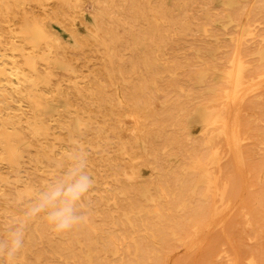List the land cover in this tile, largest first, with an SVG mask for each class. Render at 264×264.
<instances>
[{
  "label": "rangeland",
  "instance_id": "rangeland-1",
  "mask_svg": "<svg viewBox=\"0 0 264 264\" xmlns=\"http://www.w3.org/2000/svg\"><path fill=\"white\" fill-rule=\"evenodd\" d=\"M183 1V5L186 3L184 5L186 6L185 11H182L184 6L180 7L179 10L178 4L181 6L182 3L177 0H0V43L2 44V47L0 44V57L2 56L0 64H15L20 69L28 72V78H32L23 84H17L20 87V89L16 88L18 91L24 88V93L22 92L23 94L20 95L13 88L15 85L12 83L5 84L4 82L6 77L16 82L10 72L5 74V78L0 76V112H2L0 120L6 119L7 116L21 117L20 120L23 119L19 126L16 127L20 130L19 137L6 138L0 134V237L4 236L6 228L14 220L23 217V213L33 199L34 193L43 190L54 177L60 174L62 169L59 165L65 161V157L71 152L81 148L86 152L87 171L94 180V185L84 201V205H87L85 206L86 211L93 214L90 216L88 212L90 217L87 224L72 230L73 233L70 231L57 234L49 229L47 222L43 218H36L25 226V243L19 256L14 261H9L7 257L0 256V264H137L138 261L146 259L145 257L152 258V264H224V262L225 264H264V230H262L264 229V216H262L264 213V200L262 198L264 197H261V193L264 196V179H262L264 178V160H261L264 159V150L260 148H264V76L262 77L264 71L260 74L262 78L258 79L259 74H256L255 69L260 68L257 70L260 73L262 67V70H264V66H262L264 65V45L259 42V40H264V36H261L264 35L262 34V31L264 33V19H262L264 17V9L260 7L264 6V0H254V2L258 1V3L256 2L257 5L255 3L252 4L253 0H211L212 2L207 0L210 1L209 4L211 5L204 0L197 1L200 5L199 3H194L193 0ZM192 1L193 4L191 3ZM159 2L163 5V12ZM187 2H190V5ZM205 3L209 5L207 6L208 11H206ZM5 4L8 6L5 7ZM172 4L173 7L174 4L176 8L178 6V11L175 10V7H172ZM245 5H247L246 10L244 9ZM158 6L160 7V12ZM194 6L197 10L199 7L205 6L201 8L203 11L205 9L207 13L204 11L203 14L201 8H199V12L195 11L196 9L193 10ZM166 7L170 9L166 11ZM250 7L255 12H250L252 11ZM235 8L238 10H234ZM174 10L177 13H173L176 15L173 18V14H170V12ZM211 10L215 13L212 12V14L216 17L219 16L217 18L211 16V19L208 16L211 15L209 13ZM226 10L228 12L233 10V13H231L233 16L230 13L228 14ZM179 11L180 14L187 11V14L180 16ZM219 11L223 13L221 18ZM165 12L166 15L169 12V16L167 15L170 18L167 20L168 23L165 18ZM235 12L243 15L239 14L236 19L237 14L235 15ZM249 12L250 15H255V18L249 17ZM257 12L258 17H256ZM156 13H164V15L160 14L159 17L163 16L165 21H163V18L162 20L157 19L158 15ZM199 13L202 14L199 15ZM189 14H191L190 17ZM198 15L199 18L197 17ZM177 16H179V20L185 16V19H191L190 21L180 20L184 24L180 27L181 22L179 21L178 26H176L178 23L176 21L178 19ZM152 17H156L154 20H159L162 26L164 23L167 28H161L160 25L154 24ZM231 17L236 20L234 21ZM213 18L215 19L211 23ZM192 19L193 21H191ZM202 19L211 20L208 21L211 24L201 22L204 21ZM194 20L197 22L194 23ZM248 20L249 22L253 20L255 26L249 23ZM150 21L154 23H149ZM157 21L156 23L159 24ZM186 21L187 24L185 23ZM192 23L197 25H195L196 29ZM201 23L203 25L206 23L207 26L204 25L203 27ZM25 24L31 25L29 28L31 33H29V29L27 30L28 26ZM148 24H150V29ZM169 24L170 27L174 25L173 29H169ZM189 24H191L190 27H188ZM35 25L36 28L34 27ZM201 25L203 29L208 27L209 31L202 30ZM43 26H45V30H43ZM175 26L176 28L178 27L179 34L174 28ZM185 26L188 29L193 27L191 28L192 31L191 29H186ZM210 26L214 28L211 30ZM255 27L261 28H256L255 30ZM38 28H41V32L46 33L45 35L48 33V36L34 40L36 37L34 35L32 37L31 34L33 30ZM163 28L165 31H160ZM184 28L186 31H182V34L180 30ZM226 28L231 32L233 31L232 34H227L230 31H227ZM168 29L175 31H172L173 34H171ZM215 29H217V32L221 30L223 33L221 31V34L215 33ZM23 31L29 34L22 35L21 32ZM200 31L205 33H203L204 37L206 35L207 37L204 38ZM249 31L253 33L250 34L252 37H248L249 34L247 35V33ZM212 33L214 34L213 37L216 36L215 38L217 39L214 38L215 40H213ZM235 33H237V37H235ZM239 34L242 37L243 35L246 36L247 41L249 40L248 42L252 41L250 38L254 39L257 34L261 37L257 36L255 41L258 42L254 44L252 41L253 43L250 42V44L246 42L244 37L241 38ZM164 35L167 38L169 37L168 39L165 38L166 41H163ZM170 36H173V38L170 39ZM21 37H23V40L24 38H29L26 40L31 43V45L27 43L29 50H32L31 52L27 49V41H22ZM51 37L56 38L53 39ZM49 38L52 39V42L50 39L47 44V39ZM234 38H236L235 44ZM16 39L18 40L16 41ZM204 39L206 41L209 40L211 43L209 44L207 41L209 45L205 44L206 41ZM222 40H224L226 45L229 44L231 49L230 47L228 48V45L225 46ZM231 40L236 45V49L231 46ZM243 40L245 44H242ZM11 41L17 43H11ZM31 41H36V44L33 43L32 45ZM18 42L20 43L18 44ZM39 42L41 44H38ZM218 43L221 44V48H218L220 47L217 46L219 45ZM12 44L15 45V48H13L14 45ZM37 44L38 46H35ZM46 44L49 47H46ZM252 44L253 46H251ZM20 45H23V47H20ZM40 45H43V47ZM241 45L246 47L248 53L251 50V53L248 54ZM224 46L226 47L225 49ZM240 46L245 51H242L244 56L241 55V52H237ZM256 46V49L261 46L262 49L256 50ZM32 47H35L36 51H34V48L31 49ZM252 48L254 51H252ZM46 49H48V53H46ZM228 49L230 51L235 49L237 53L235 50L234 52H229ZM25 51L28 52V55ZM239 51L241 50L239 49ZM14 52L15 54H13ZM37 52L42 53V55ZM52 53L55 57L52 56ZM245 54L248 56H245ZM56 56L58 61L55 59ZM227 56H230L229 59ZM251 56L253 58L250 59ZM8 57L9 59H7ZM39 57H41L42 61L38 60L40 59ZM224 57H227L228 61H224L227 60ZM240 57L245 59L243 58L242 60ZM246 57H249L255 64L250 63ZM219 58L224 59H221L222 67L226 63H228V66H232H227L230 70L226 69V67L222 68L224 71L228 70L230 72L232 70L230 72L232 78H230L231 74L228 71L224 72L221 70V62L218 63V61H221ZM12 59L16 62L12 61ZM24 59H26L25 63ZM27 59L30 62H26ZM234 59L239 61L236 62ZM257 59L258 61H256ZM36 60L41 61V63L36 62ZM247 60L249 63H247ZM46 61H48V65ZM29 65L36 66L37 77L28 71ZM50 65L53 66L51 67ZM252 65H261L262 67H253ZM252 67L254 70H251ZM7 69H10V66ZM249 69L252 72L247 71ZM205 72L207 73L206 76ZM248 72L251 75L248 74V76L246 74ZM45 76L46 80H44ZM247 76L250 79H246ZM252 76L255 78H251ZM235 77L240 80L235 79ZM244 79H246V84L242 82ZM236 80L240 82L235 83ZM248 80H251V84H248L250 83ZM252 80L254 81L252 82ZM51 81L52 83H50ZM46 82H49V84ZM152 82L154 83L152 84ZM225 82H228L229 87ZM41 83L43 85L46 84V86L43 87ZM220 83L221 86L226 84L229 90H227L226 85H224V90L223 86L215 87ZM236 85L239 86L237 91ZM58 89L61 92H58ZM216 91L220 92L216 93ZM238 91H241V93ZM221 92L224 94L222 93L221 95ZM202 93L208 96H204ZM235 93H240V97L237 94L236 99ZM59 96L64 98L65 101ZM219 96L224 97L223 99H226L225 97L228 98V96L230 98H228V101H222ZM29 97L32 100L36 99L41 107H34V102ZM171 98L173 99L172 101H170ZM215 98L217 101H226L229 105L227 106L228 111L230 110L227 113V117L229 114V119L225 117L224 120L226 124L223 123L224 121L218 123L217 126L216 123L213 124L215 122L214 111L211 108L217 104V101L213 100ZM243 98H246V100L243 101ZM209 101L212 103H209ZM4 102H6L7 106ZM243 102L246 103L244 104ZM61 107L66 108V111ZM58 109L61 111L59 112ZM208 110L210 111L207 112ZM61 112L64 114H61ZM13 113L16 114L14 115ZM235 113L237 114L236 120L234 119ZM131 116L134 117L132 118ZM136 118L139 120H136ZM87 120L88 123H86ZM242 122L244 125H242ZM219 124L220 126H218ZM223 124H225V128H222ZM88 125L90 126L89 128ZM103 126L105 127L102 128ZM33 128L38 130L37 134L33 131ZM84 133L87 134L85 135ZM46 136L47 138L45 139ZM242 137L243 141H240ZM42 139L46 140V142L42 141ZM205 139H207L208 144L204 142ZM226 139L227 141L225 142ZM47 140L50 141L47 142ZM55 140L58 142L57 144H54L56 143L54 142ZM40 142L47 145H38ZM51 142L57 145V150V147L55 148L53 144L51 146ZM257 145L259 148H257ZM42 146L46 148L44 149L47 152L42 149ZM242 147L244 150L241 149ZM258 149L259 152L257 151ZM224 150L226 151L225 154L223 153L225 152ZM118 151H122V153ZM214 151L217 153L215 154ZM218 153L220 154L218 155ZM224 155L225 157L223 158ZM243 158L245 159L242 162L245 164L240 160ZM248 158L249 162L246 160ZM216 159H219L218 163ZM211 160L212 162L214 160L215 163H212ZM223 161L224 163H221ZM231 161L234 165L231 164ZM247 162L249 163L248 165H246ZM250 164L253 168L255 167V170L252 167L253 170L249 168ZM229 165H233V168ZM231 171L239 174V178L237 174H233L234 178ZM219 172L220 176H218ZM128 177H131L130 180ZM237 179L240 182H235ZM207 183L212 185L209 186ZM223 184L225 187H223ZM256 184L258 185L257 187ZM261 184H263V188H261ZM258 187L260 188L258 189ZM261 189L262 191L260 192ZM216 191L220 196L219 194L217 195ZM256 191H258L259 195ZM121 195L123 197H120ZM212 195L217 198L215 196L212 197ZM251 195H254V198ZM102 199L104 200L102 201ZM252 200L254 201L252 202ZM262 200L263 204L261 203ZM218 203L219 205H217ZM249 203L252 206L251 210L248 209ZM221 204L222 208L227 209L223 210L224 212L220 215L222 211L220 209ZM261 208L263 209L261 210ZM218 209L219 214L215 215L216 212L214 211ZM248 210L250 213L247 212ZM210 211L212 212L211 215ZM261 211L262 214H260ZM248 213L249 215H247ZM253 213L257 214V216L260 214L259 216L262 218L256 217ZM249 216H252L250 220ZM253 218L255 221L251 220ZM255 218H258V221ZM259 219H263L262 223ZM256 221L257 223H255ZM258 222H260V225H258ZM254 226H258V231ZM195 227L200 230L197 232ZM245 228L247 229V235ZM248 229H251V231ZM242 231L243 233H241ZM171 232L173 233L171 234ZM193 233H197L196 237ZM249 233H251V236ZM192 234L193 236H191ZM154 238L155 241L152 240ZM247 238L250 239V242ZM184 240L186 241L184 242ZM211 241L213 242L211 243ZM49 254H51V257ZM233 260H236V262ZM246 260L250 263L245 262Z\"/></svg>",
  "mask_w": 264,
  "mask_h": 264
},
{
  "label": "bare ground",
  "instance_id": "bare-ground-1",
  "mask_svg": "<svg viewBox=\"0 0 264 264\" xmlns=\"http://www.w3.org/2000/svg\"><path fill=\"white\" fill-rule=\"evenodd\" d=\"M62 1H63V0H62ZM174 1H176V0H174ZM177 1H180V2L182 3L181 6L178 4V6H179V10H180V7L182 8V6L186 5V3L183 5V2H184L183 0H182V1H181V0H177ZM186 1H188V0H186ZM190 1H191V0H190ZM193 1H194V3H197L198 0H196V2H195V0H193ZM193 1L191 2L192 4H193ZM201 1H202V0H201ZM201 1H200V2H201ZM204 1H207V0H204ZM210 1H211V0H210ZM210 1H207V2H208L207 4H209ZM212 1H213V0H212ZM212 1H211V2H212ZM258 1H259V0H258ZM258 1H256V2L258 3ZM260 1H261V0H260ZM161 2H162V1H161ZM161 2H159V3H160V5H161V9H162L163 5H162ZM170 2L172 3V1H170ZM232 2H233V1H232ZM251 2H252V1H251ZM256 2H254V0H253V3H252V4L255 3V5H257ZM263 2H264V1H263ZM263 2H262V3H263ZM173 3H174V2H173ZM175 3H176V2H175ZM177 3H178V2H177ZM187 3H189V5H190V2H187ZM198 3H199V2H198ZM198 3H197V4H198ZM201 3H202V2H201ZM222 3H223V2H222ZM249 3H250V1H249ZM7 4H8V3H7ZM16 4H17V2H16ZM168 4H169V2H168ZM197 4H195V5H197ZM205 4H206V3H205ZM207 4H206V7L204 6L206 9H207V6L211 5V4H209V5H207ZM245 4H246V3H245ZM252 4H251V5H252ZM263 4H264V3H263ZM169 5H170V4H169ZM189 5H187V6H189ZM199 5H200V3H199ZM203 5H204V4H203ZM243 5H244V4H243ZM247 5H248V4H247ZM247 5H245L244 9L246 8ZM258 5H260V4H258ZM7 6H8V5H7ZM7 6H6V4H5V7H7ZM176 6H177V4H176ZM178 6H177V8H178ZM192 6H193V5H192ZM253 6H254V5H253ZM253 6H252V8H253ZM5 7H4V8H5ZM158 7H159V6H158ZM164 7H165V6H164ZM172 7H173V4H172ZM174 7H175V4H174ZM174 7H173V8H174ZM185 7H186V6H184V8H182V11H185V10H184ZM201 7H203V6H201ZM201 7H199V8H201ZM204 7H203V8H204ZM238 7H239V6H238ZM238 7H237V8H238ZM241 7H242V6H241ZM254 7H255V6H254ZM260 7H261V9H262V7H263V9H264V6H263V5L260 6ZM173 8H171V9H173ZM177 8L175 7V10H177ZM190 8H191V7H190ZM199 8H198V10H197V9L195 8V6H194L193 10L196 9L195 11H198V12H199V11H200ZM237 8H235L234 10H238ZM250 8H251V7H250ZM252 8H251V9H252ZM255 8H256V7H255ZM255 8H253V9H255ZM5 9H6V8H5ZM159 9H160V7L158 8V10H159ZM169 9H170V8H167V7H166L165 10L168 11ZM187 9H189V7H187ZM187 9H186V10H187ZM201 9H202V8H201ZM220 9H221V8H220ZM247 9H248V7H247ZM253 9H252V11H250V12L253 13V11H254ZM7 10H8V9H7ZM158 10H157V12H158ZM163 10H164V8L162 9V12H163ZM175 10H174L173 12L171 11L172 13L170 12V14H173V13L175 14V13H177L178 10H177L176 12H175ZM189 10H190V9H189ZM209 10H210V8H209ZM221 10H222V9H221ZM239 10H241V9L239 8ZM242 10H243V9H242ZM245 10H246V9H245ZM245 10H243V11H245ZM257 10H259V9H257ZM202 11H203V9H202ZM204 11H205V9H204ZM204 11H203V14H204ZM206 11H208V9H207ZM206 11H205V12H206ZM226 11H227V10H226ZM226 11H225V12H226ZM243 11H242V13H243ZM260 11H261V10H260ZM260 11H259V12H260ZM159 12H160V10H159ZM189 12H190V11H189ZM198 12H197V14H198ZM212 12H213V11L211 10V12H209V13H211V15H208V16H210V17H211V16L214 17V16H215V15H214L215 13L213 12L214 14H212ZM222 12H223V11H222ZM227 12H228V11H227ZM237 12H238V11H237ZM237 12H235L234 14L236 15ZM250 12H249V17H253V18H255V15H254V16L250 15ZM254 12H255V11H254ZM168 13H169V12H168ZM168 13H167V15L169 16ZM181 13H182V12H181ZM193 13H195V12H193ZM206 13H207V12H206ZM209 13H208V14H209ZM219 13H221V12L219 11ZM219 13H217V14H219ZM229 13H230V14L233 13V10H232L231 12H228V14H229ZM252 13H251V14H252ZM156 14H157V13H156ZM160 14H161V13L157 14V15H158V16H157V19L162 20L163 16H162V17L160 16V17H161V19H160V17H159ZM174 14H173V18H174V16H176V15H174ZM179 14H180V11H179ZM182 14H183V15H184V14H187V11H186L185 13H182ZM182 14H180V16H181ZM195 14H196V13H195ZM201 14H202V13H199V15H201ZM222 14H223V13L220 14V15H221L220 18L223 17ZM239 14H240V15H243V14H241V13H239ZM239 14L236 15V17H235L236 19H237V17H238ZM257 14H258V12L256 13V15H257ZM161 15H164V13L161 14ZM165 15H166V12H165ZM167 15H166V17H165V18H166V21H167L168 18H169ZM190 15H191V14H189V17H190ZM192 15H193V14H192ZM199 15L197 16L198 18H199ZM206 15H207V14H206ZM231 15H232V14H231ZM231 15H230V16H231ZM235 15H234V16H235ZM259 15H260V13H259ZM186 16H187V15H186ZM186 16H185V17H186ZM204 16H205V15H204ZM218 16H219V15H218ZM218 16H217V17H218ZM232 16H233V15H232ZM158 17H159V18H158ZM171 17H172V16H171ZM177 17H178V19H176V21H177V22H178V21L181 22V24H180L181 26H180V27H182V24H183L182 21H183V20H189V21H190V19H191V18H190V19H189V18L185 19V17H184L183 19H180V20H182V21H180V20H179V16H177ZM182 17H183V16H182ZM195 17H196V16H195ZM197 17H196V18H197ZM212 17H211V19H212ZM215 17H216V16H215ZM217 17H216V18H217ZM249 17H248V19H249ZM256 17H258V15H257ZM262 17H263V16H262ZM152 18H153V17H152ZM155 18H156V17H155ZM155 18H153V21H154L155 23H154L153 21H152V22H153L154 24H156V25H160V21H159V20H158V21H157V20H154ZM165 18H163V19H164L163 21H165ZM192 18H193V17H192ZM196 18H194V19H196ZM198 18H197V19H198ZM231 18H233V17H231ZM235 18H233L234 21L236 20ZM253 18H251V19H253ZM169 19H170V18H169ZM197 19H196V20H197ZM200 19H201V18H200ZM205 19H206V18H205ZM214 19H215V18H213L212 21H211V20H208V21H211V23H213ZM259 19H260V17H259ZM262 19H264V17H263ZM196 20H194V21H195L194 23L197 22ZM202 20H204V19H202ZM241 20H242V19H241ZM249 20H250V19H249ZM249 20H248V22H249ZM253 20H254V19H253ZM253 20H252V22L250 21L249 23H251L252 25L254 24V26H255V23H253ZM156 21L159 22V24L156 23ZM169 21H171V20H169ZM191 21H193V19H192ZM208 21L204 20V21H201V22H206V23H208V24L210 25L211 23H209ZM221 21H222V20H221ZM237 21H238V20H237ZM255 21H256V19H255ZM255 21H254V22H255ZM152 22L150 21L149 23H152ZM172 22H173V20H172ZM174 22H175V20H174ZM179 22L177 23L176 26H178ZM198 22H199V21H198ZM238 22H239V21H238ZM241 22H244V21H241ZM241 22H240V23H241ZM256 22L259 23V21H256ZM27 23H28V22H27ZM34 23H35V22H34ZM167 23H168V21H167ZM167 23H166V24H167ZM175 23H176V22H175ZM185 23L187 24V21H186ZM194 23H192V24L194 25ZM206 23H204L205 26H207ZM244 23H245V22H244ZM244 23H243V24H244ZM258 23H256V24H258ZM30 24H31V23H30ZM35 24H36V23H35ZM171 24H172V23H171ZM173 24H174V23H173ZM198 24L200 25V22H199ZM201 24H202V23H201ZM222 24H223V23H222ZM236 24H237V23H236ZM262 24H263V23H262ZM25 25H26V24H25ZM28 25H29V24H28ZM28 25H26V26H28ZM31 25H32V24H31ZM31 25H30V26H31ZM38 25H39V24H38ZM148 25H149V29H150V24H148ZM167 25H168V24H167ZM183 25H184V24H183ZM195 25H196V24H195ZM195 25H194L193 27H195ZM202 25H203V24H202ZM202 25H201V27H202ZM204 25H203V27H204ZM209 25H208V26H209ZM248 25H249V24H248ZM258 25H259V24H258ZM260 25H261V24H260ZM30 26H28V28L26 27L27 30L30 28ZM40 26H41V25H40ZM160 26H161V28H162V27H164L165 29L167 28V27L164 25V23H163V26H162V24H161ZM160 26H159V27H160ZM173 26H174V25H173ZM173 26H171V27H172V28H171V27H170V24H169V27H170L169 29H173ZM176 26H175L174 28H176ZM190 26H191V24L188 25V27H190ZM196 26H197V25H196ZM212 26H213V25H212ZM32 27H33V26H32ZM34 27L36 28V25H35ZM44 27H45V26H43V30H45ZM151 27H153V26L151 25ZM155 27H156V26H155ZM185 27H186V26H185ZM188 27H186V29H188ZM193 27H191V28H193ZM203 27H202V30H204V29H205V30H208V27H206L207 29H206V28L203 29ZM239 27H240V26H239ZM243 27H245V26H243ZM246 27H247V26H246ZM251 27H252V26H251ZM164 28L161 29L160 31H162V30L165 31ZM177 28H178V27H177ZM177 28H176V31L179 30V29L177 30ZM191 28H189V29H191ZM196 28H197V27H195V29H196ZM210 28H211V26H210ZM212 28H214V27H212ZM212 28H211V30H212ZM228 28H229V27H228ZM228 28H226L227 31H230V30H228ZM253 28H254V27H253ZM256 28L260 29L261 27H260V28H259V27H255V30H256ZM32 29H33V28H32ZM38 29H39V28H38ZM38 29L32 31V34H31L32 37H33V35L36 37V38H34V40H35V39L46 38L45 36H48V33H47V35H45L46 33L44 34L43 32H41V31H42L41 28H40L39 30H38ZM159 29H160V28H159ZM169 29H168V30H169ZM189 29H188V30H189ZM198 29H199V28H198ZM250 29H251V28H250ZM30 30H31V29H29V33H31ZM151 30H153V29H151ZM184 30H185V28L180 30L182 34H183L182 31H184ZM199 30H200V29H199ZM202 30H201V31H202ZM205 30H204V31H205ZM239 30H240V29H239ZM252 30L254 31V29H252ZM252 30H250V31H252ZM263 30H264V29H263ZM24 31H25V29H24ZM24 31H23V32H24ZM166 31H167V30H166ZM169 31L171 32V34H173L172 31H175V30H169ZM185 31H186V30H185ZM191 31H192V29H191ZM201 31H200V32H201ZM208 31H209V30H208ZM214 31H215V33H220L221 30H220L219 32H217V29H215ZM227 31H226V32H227ZM241 31H242V30H241ZM250 31H249V33H247V35L249 34L248 37H252V35L250 36V34H251L253 31H252L251 33H250ZM258 31H259V30H258ZM23 32H21L22 35H23V34H24V35H25V34H29L28 32H27V33H25V32L23 33ZM167 32H168V31H167ZM187 32H188V31H187ZM206 32H207V31H206ZM210 32H211V31H210ZM221 32H222V31H221ZM226 32H225V33H226ZM232 32H233V31H232ZM232 32H231V31H230L229 33L227 32V34L230 35V33L232 34ZM239 32H240V31H239ZM254 32H255V31H254ZM254 32H253V33H254ZM174 33H175V32H174ZM179 33H180V32L178 31L177 34H179ZM201 33H202V32H201ZM203 33H204V32H203ZM203 33H202V35H203ZM207 33H208V32H207ZM222 33H223V32H222ZM237 33H238V31H237ZM237 33H235V35H236L235 37H237ZM253 33H252V34H253ZM257 33H259V32H257ZM162 34H163V33H162ZM164 34H166V33H164ZM204 34H205V33H204ZM212 34H213V33H212ZM212 34H211V35H212ZM220 34H221V33H220ZM260 34H261V32H260ZM262 34H264L263 31H262ZM211 35H210V36H211ZM215 35H216V34H215ZM218 35H219V34H218ZM218 35H217V37H218ZM239 35H240V34H239ZM254 35H255V34H254ZM254 35H253V36H254ZM29 36H30V35H29ZM50 36H51V35H50ZM164 36H165V35H164ZM168 36H169V34H168ZM174 36H175V35H174ZM178 36H179V35H178ZM178 36H177V37H178ZM213 36H214V34L212 35V37H213ZM231 36H232V35H231ZM240 36H241V35H240ZM257 36H258V34H257ZM257 36H256V37H257ZM261 36H264V35H261ZM261 36H258V37H261ZM15 37H16V36H15ZM162 37H163V35H162ZM203 37H204V35H203ZM206 37H207V35H206ZM206 37H204V38H206ZM215 37H216V36H215ZM215 37H213V40L217 39V38H215ZM219 37H221V36L219 35ZM219 37H218V38H219ZM243 37H244L245 39L247 38V37L244 36V35H243ZM243 37L241 36V38H243ZM256 37H254V39H253V38H250V39H252V41L254 42V44H255V42H258V41H255V40L257 39ZM21 38H22L21 40L24 41V42H26V41L29 39L28 37H27V38H24V40H23V37H21ZM51 38H53V37H51ZM51 38L47 39V44H48V41H50ZM55 38H56V37H54L53 39H55ZM165 38H167V37L165 36V37H164V40H163V38H162V40H163V41H166ZM168 38H169V37H168ZM168 38H167V39H168ZM171 38H173V36H170V39H171ZM208 38H209V35H208ZM214 38H215V39H214ZM230 38H231V37H230ZM230 38H229V40H230ZM26 39H27V40H26ZM174 39H175V38H174ZM219 39H220V38H219ZM234 39H235V42H234V44H235V43H236V38H234ZM238 39H239V38H238ZM238 39H237V42H238ZM248 39H249V38H248ZM259 39H261V38H259ZM259 39H258V40H259ZM17 40H18V39H16V41H17ZM25 40H26V41H25ZM30 40H31V38H30ZM232 40H233V37H232ZM232 40H231V42H232ZM262 40H263V39H262ZM262 40H259V42L262 43V44L264 45V43H263L264 40H263V41H262ZM1 41H3V40H1ZM14 41H15V38H14ZM19 41H20V40H19ZM44 41H46V40H44ZM53 41H54V40H53ZM163 41H162V42H163ZM204 41H206V39H204ZM207 41H208L209 44L211 43L209 40H207ZM207 41L205 42V44H208ZM216 41H217V40H216ZM216 41H214V42L216 43ZM220 41H221V39H220ZM222 41H223L222 43H224V40H222ZM239 41H240V40H239ZM243 41H244V40H243ZM243 41H242V44H243V43L245 44V41H244V42H243ZM248 41H249V40H248ZM248 41H247V39H246V42H247V43L252 42V41H250V42H248ZM261 41H262V42H261ZM12 42H13V41H11V43H12ZM28 42H30V41H27L26 44H27ZM31 42H32V41H31ZM37 42H38V40H37ZM41 42H42V41H41ZM51 42H52V39H51ZM57 42H58V41H57ZM173 42H175V41H173ZM226 42H227V41H226ZM231 42H230V43H231ZM253 42H252V43H253ZM2 43H3V42H2ZM4 43H5V42H4ZM13 43L16 44L17 42H13ZM19 43H20V42H18V44H19ZM33 43L36 44V41H35V42L33 41V42H32V45H33ZM53 43H54V42H53ZM163 43H164V42H163ZM219 43H221V42H219ZM219 43H218V44H219ZM222 43H221V44H222ZM228 43H229V42H228ZM239 43H240V42H239ZM0 44H1V43H0ZM8 44H9V43H8ZM18 44H17V45H18ZM22 44H23V43H22ZM28 44L31 45V43H28ZM28 44H27V47H28ZM38 44H41V43L39 42ZM38 44L35 45V46H38ZM44 44H45V43H44ZM47 44H46V47H49V46H47ZM209 44H208V45H209ZM221 44L217 45V46H220V47H218V48H221ZM224 44H225V43H224ZM234 44H233V42H232V45H231V46H234V48H235L236 45H234ZM240 44H241V43H240ZM250 44H251V43H250ZM262 44H261V45H262ZM12 45H14V44H12ZM17 45H16V46H17ZM51 45H53V44L51 43ZM61 45H62V44H61ZM61 45H60V46H61ZM227 45H228V48H229V47H230L229 44H227ZM227 45L225 44V46H227ZM246 45H247V44H246ZM257 45H258V44H257ZM263 45H262V46H263ZM40 46L43 47V45H40ZM225 46H224V49L226 48ZM238 46H239V45H238ZM238 46H237V47H238ZM241 46H242V45H241ZM241 46L237 49V52H241V53H242L241 55L244 56V54H243V52H242V51H244V50L241 49ZM247 46H249V45H247ZM251 46H253V44H252ZM251 46H250V48H251ZM254 46H255V45H254ZM259 46H260V44H259ZM262 46H261V47H262ZM1 47H2V44H1ZM12 47H13V46H12ZM20 47H23V45H22V46L20 45ZM30 47H31V46H30ZM42 47H40V48L42 49ZM51 47H52V46H51ZM261 47H259V48H261ZM13 48H15V45H14ZM13 48H12V49H13ZM33 48H34V51H36L35 47H32L31 49H33ZM44 48H45V47H44ZM242 48H245V51H246V47H243V46H242ZM250 48H248V49H250ZM256 48H257V46L255 47V49H256ZM259 48H258V49H259ZM21 49H22V48H21ZM27 49L29 50V47H28ZM27 49H26V50H27ZM49 49H52V48H49ZM230 49H231V47H230ZM232 49H233V48H232ZM235 49H236V48H235ZM235 49H234V50H235ZM239 49H240L241 51H239ZM248 49H247V50H248ZM258 49H256V50H258ZM261 49H262V48H261ZM10 50H11V49H10ZM24 50H25V46H24ZM28 50H27V51H28ZM38 50H39V48H38ZM42 50H44V49H42ZM42 50H41V51H42ZM47 50H48V49L45 50L46 53H48ZM228 50H229V49H228ZM228 50H227V51H228ZM234 50H233V51H232V50H231V51L229 50V52H234ZM263 50H264V48H263ZM29 51L31 52L32 50H29ZM34 51H33V53H34ZM245 51H244V52H245ZM249 51H250V53H251V50H249ZM252 51H254L253 48H252ZM25 52H26V51H25ZM30 52H29V53H30ZM50 52H51V51H50ZM50 52H49V53H50ZM235 52H236V50H235ZM237 52H236V53H237ZM246 52H247V51H246ZM4 53H5V52H4ZM16 53H17V52H16ZM19 53H20V51H19ZM26 53H27V55H28V52H26ZM37 53H39V52H37ZM37 53H35V54H37ZM42 53H43V51H42ZM42 53H39V54L42 55ZM46 53H45V54H46ZM226 53L229 55L228 52H226ZM226 53H225V56H226ZM236 53H235V54H236ZM247 53H248V52H247ZM250 53H248V54H250ZM13 54H15V52H14ZM239 54H240V53H239ZM239 54H238V55H239ZM1 55H3V54L1 53ZM19 55H20V54H19ZM27 55H26V56H27ZM33 55H34V54H33ZM41 55H40V56H41ZM53 55H54V54L52 53V56H53ZM230 55H231V54H230ZM232 55H233V53H232ZM8 56H9V55H8ZM29 56H30V55H29ZM235 56H236V55H235ZM235 56H234V57H235ZM239 56H240V55H239ZM245 56H248V55L245 54ZM1 57H2V56H1ZM1 57H0V58H1ZM35 57H36V56H35ZM53 57H55V56H53ZM227 57H228V59H229L230 56H227ZM227 57H224V58L227 59ZM231 57H233V56H231ZM254 57H255V56H254ZM10 58H11V57H10ZM39 58H40V59H38V60H41V57H39ZM49 58H51V57H49ZM240 58H242V60H243L244 57H240ZM240 58H239V59H240ZM246 58H247V57H246ZM251 58H253V57L251 56L250 59H251ZM3 59L5 60V58H3ZM7 59H9V57H8ZM36 59H37V58H36ZM55 59H57L56 61H58L57 56H56ZM219 59H220V60H221V59L224 60L223 58H219ZM219 59H217V60H219ZM228 59H227V60H224V61H228ZM244 59H245V58H244ZM247 59H249V57H248ZM250 59H249V62H250V63H253V61L250 60ZM255 59H256V58H255ZM4 60H2V61H4ZM10 60H11V59H10ZM22 60H23V59H22ZM25 60H26V59H24V63H25ZM222 60H221V61H218V63L221 62L220 65L223 64V63H222ZM234 60H235V59H234ZM253 60H254V59H253ZM2 61H1V62H2ZM12 61H15V60L12 59ZM12 61H11V62H12ZM28 61H29V60L27 59L26 62H28ZM41 61H42V60H41ZM41 61H37V60H36V62H40V63H41ZM49 61H50V60H49ZM51 61H52V59H51ZM56 61H55V62H56ZM59 61H60V60H59ZM235 61L238 62L239 60H235ZM244 61H245V60H244ZM251 61H252V62H251ZM256 61H258V59H257ZM15 62H16V61H15ZM29 62H30V61H29ZM46 62H47V65H48V61H46ZM233 62H234V61H233ZM233 62H232V63H233ZM245 62H246V61H245ZM249 62H248V60H247V63H249ZM254 62H255V61H254ZM12 63H13V62H12ZM234 63H235V62H234ZM234 63H233V64H234ZM243 63H244V62H243ZM258 63H259V62H258ZM32 64H34V63H32ZM227 64H228V63L225 64L226 66H225V65L223 66V67H226V69H228V68H227V66H228ZM244 64H245V63H244ZM253 64H255V63H253ZM35 65H36V64H35ZM35 65H29L28 71H30L31 73L34 74L35 77H37V75H36L37 72H36V68H35L36 66H35ZM42 65H43V64H42ZM235 65H236V64H235ZM248 65H249V64H248ZM250 65H251V64H250ZM261 65H262V64H261ZM261 65H259V66H256V65H255V66H256V67H260ZM9 66H10V69H7V67H9ZM19 66H20V65H19ZM25 66H26V64H25ZM27 66H28V65H27ZM50 66H51V65H50ZM52 66H53V65H52ZM52 66H51V67H52ZM54 66H56V65H54ZM229 66H231V65H229ZM229 66H228V67H229ZM246 66H247V65H246ZM252 66L255 67L254 65H252ZM262 66H264V65H262ZM262 66H261V67H262ZM223 67H222V65H221V70L224 69ZM231 67H232V66H231ZM231 67H230V68H231ZM233 67H234V66H233ZM253 67H252L251 70H254ZM24 68H25V67H24ZM222 68H223V69H222ZM232 69H233V68H232ZM255 69H256V74H259V75L262 74V71H264V70H262L263 67H262V69H261V73H260L259 71H257V70L260 69V68H258V69L255 68ZM217 70H218V69H217ZM221 70H220V71H221ZM228 70H230V69H228ZM228 70H225V71H228ZM251 70L249 69V70H247V71H251ZM218 71H219V70H218ZM218 71H217V72H218ZM223 71H224V70H223ZM223 71H222V73L225 72V71H224V72H223ZM231 71H232V70H231ZM231 71H230V72H231ZM247 71H245V72H247ZM7 72H10V73H11L12 77L15 79L16 82H14L13 79H10V78H8V77L5 76V74H6ZM48 72H49V71H48ZM215 72H216V71H215ZM230 72L228 71V73H230ZM245 72H244V73H245ZM251 72H252V71H251ZM251 72H250V73H251ZM254 72H255V71H254ZM257 72H259V73H257ZM27 73H28V72H26V70H22V69H20V67L16 66L15 64H9V63H1V64H0V76H3L4 78L6 77V78L4 79L5 84L12 83L13 85H15V87H13V88H15V89H16V88H19V89H20V87H19L18 85H19V84H23V83L27 82V81L30 79V78L27 77V75H28ZM205 73H206V72H205ZM222 73H221V74H222ZM244 73H243V74H244ZM8 74H9V73H8ZM39 74H40V73H39ZM230 74H231V73H230ZM230 74H229V75H230ZM243 74H242V75H243ZM246 74L248 75L249 72L246 73ZM246 74H244V76H246ZM256 74H255V75H256ZM263 74H264V73H263ZM263 74H262V77L264 76ZM43 75H45V74H43ZM206 75H207V73L205 74V76H206ZM239 75H241V74H239ZM249 75H251V74H249ZM249 75H248V76H249ZM259 75H258V79L262 78L261 75H260V76H259ZM34 76H33V77H34ZM51 76H53V75H51ZM203 76H204V75H203ZM233 76H234V75H233ZM235 76H236V75H235ZM244 76H243V78H245ZM248 76L246 77V79L249 78ZM31 77H32V76H31ZM47 77H48V76H47ZM49 77H50V76H49ZM226 77H227V76H226ZM238 77H241V76H238ZM238 77H235V79H239ZM230 78H232V74L230 75ZM230 78H229V79H230ZM251 78L254 79L255 77L252 76ZM31 79H32V78H31ZM31 79H30V80H31ZM35 79H36V78H35ZM35 79H33V80H35ZM48 79H50V78H48ZM51 79H52V78H51ZM205 79H206V78H205ZM205 79H204V80H205ZM229 79H228V80H229ZM246 79H244V81H242L244 84H246V83H245ZM249 79H250V78H249ZM42 80H43V79H42ZM44 80H46V76H45V79H44ZM199 80H200V79H199ZM232 80H233V79H232ZM239 80H240V79H239ZM239 80H236L235 83H238ZM35 81H36V80H35ZM202 81H203V80H202ZM248 81L250 82L251 80H248ZM253 81H254V80H252V82H253ZM255 81H256V80H255ZM29 82H30V81H29ZM31 82H32V81H31ZM203 82H204V81H203ZM228 82H229V81H228ZM228 82H227V83H228ZM230 82H231V80H230ZM230 82H229V83H230ZM232 82H233V81H232ZM239 82H240V81H239ZM33 83H35V82L33 81ZM36 83H37V82H36ZM46 83L49 84V82H46ZM50 83H52V81H51ZM153 83H154V82H152V84H153ZM199 83H200V81H199ZM225 83H226V82H225ZM227 83H226V84H227ZM233 83H234V82H233ZM235 83H234V84H235ZM17 84H18V85H17ZM217 84H218V83H217ZM222 84H224V83H222ZM226 84H224V85H226ZM240 84H241V83H240ZM244 84H243V85H244ZM248 84H251V82L248 83ZM24 85H25V84H24ZM34 85H35V84H34ZM41 85H43V84L41 83ZM224 85H222V86H223V90H224V87H225ZM227 85H228V87H229V84H227ZM227 85H226V88H227ZM237 85H239V84H237ZM237 85H236L237 88L234 86V87L236 88V91L238 90V87H239V86H237ZM16 86H18V87H16ZM22 86H23V85H22ZM44 86H46V84L43 85V87H44ZM152 86H153V85H152ZM208 86H209V85H208ZM211 86H212V85H211ZM213 86H215V85H213ZM218 86H221V83H220L219 85H216L215 87L218 88ZM222 86H221V87H222ZM230 86H231V85H230ZM156 87H157V86H156ZM206 87H207V86H206ZM244 87H245V86H244ZM247 87H248V85H247ZM21 88H22V87H21ZM28 88H29V87H28ZM32 88H33V87H32ZM38 88H39V87H38ZM45 88H47V87H45ZM209 88H210V86H209ZM226 88H225V89H226ZM230 88L232 89V87H230ZM2 89H3V88H2ZM47 89H48V88H47ZM205 89H206V88H205ZM219 89H221V88H219ZM242 89H243V88H242ZM242 89H241V91H242ZM252 89H253V88H252ZM11 90H12V89H11ZM23 90H24V88H23ZM23 90L21 89V91H18V90L16 89V92H17L18 94L22 95V94L24 93ZM37 90H38V89H37ZM58 90H59V89H58ZM227 90H229V88H227ZM244 90H245V89H244ZM6 91H7V90H6ZM40 91H41V90H40ZM213 91H214V90H213ZM241 91H238V92L241 93ZM246 91H247V90H246ZM22 92H23V93H22ZM30 92H31V89H30ZM58 92H61V91L59 90ZM182 92H183V91H182ZM218 92H220V91H216V93H218ZM225 92H226V91H225ZM227 92H228V91H227ZM33 93H34V92H33ZM43 93H44V92H43ZM222 93H223V92H221V95H222ZM240 93H237V94H239V97H240ZM30 94H32V93H30ZM30 94H29V95H30ZM38 94H40V93H38ZM41 94H42V93H41ZM180 94H181V93H180ZM199 94H201V93H199ZM202 94H204V93H202ZM223 94H224V93H223ZM226 94H228V93H226ZM235 94H236V93H235ZM237 94L234 95V96H236V97H235L236 99H237V96H238ZM15 95H17V94H15ZM26 95H27V94H26ZM42 95H43V94H42ZM58 95H59V94H58ZM206 95H207V94H206ZM206 95L204 94V96H206ZM219 95H220V94H219ZM48 96H49V95H48ZM202 96H203V95H202ZM207 96H208V95H207ZM223 96H224V95H223ZM225 96H226V95H225ZM241 96H242V94H241ZM9 97H10V96H9ZM18 97H19V96H18ZM31 97H32V96H31ZM31 97H29V99H31ZM57 97H58V96H57ZM57 97H56V98H57ZM59 97H60V96H59ZM213 97H214V96H213ZM213 97H212V98H213ZM215 97H217V96H215ZM247 97H248V96H247ZM43 98H44V96H43ZM45 98H46V97H45ZM60 98H62V97H60ZM219 98H221L222 101H223V100H227V101H228V98H230V96H228V98L225 97L226 99H223L224 97L222 98L221 96H219ZM62 99L64 100V98H62ZM243 99H244L243 101L246 100V98H243ZM19 100H20V99H19ZM31 100H32V99H31ZM56 100H57V99H56ZM172 100H173V99L171 98L170 101H172ZM205 100H206V99H205ZM213 100H216V101H217L216 98L213 99ZM213 100H212V101H213ZM11 101H12V100H11ZM32 101L34 102V103H33V106H34V107H39V106H40V105H39V102H38L36 99H34V100H32ZM47 101H48V99H47ZM64 101H65V100H64ZM66 101H67V100H66ZM144 101H145V100H144ZM216 101H215V103H216ZM222 101H221V100H220V101H217V104H216L214 107L211 108V110L213 109V111H214V116H213V117H214V121H215V122H213V124L216 123V126H217L218 123H222V122L225 120V117H226V118L229 117V114H228V117H227V113L230 111V110L228 111V109H227V106H229V105H228V103H227L226 101H225V102H222ZM234 101H235V100H234ZM234 101H232V102H234ZM19 102H20V101H19ZM67 102H68V101H67ZM148 102H149V101H148ZM152 102H153V101H152ZM168 102H169V101H168ZM218 102H219V103H218ZM4 103H5V105H6V102H4ZM165 103H166V102H165ZM169 103H171V102H169ZM209 103H212V102L209 101ZM243 103L245 104L246 102H243ZM8 104H9V103H8ZM65 104H66V103H65ZM68 104H69V102H68ZM190 104H191V103H190ZM234 104H235V103H234ZM69 105H70V104H69ZM152 105H153V104H152ZM169 105H170V104H169ZM169 105H168V106H169ZM0 106H1V105H0ZM2 106H3V105H2ZM6 106H7V105H6ZM40 107H41V106H40ZM150 107H151V104H150ZM19 108H20V107H19ZM61 108H63V107H61ZM145 108H146V106H145ZM229 108H230V107H229ZM1 109H2V108H1ZM63 109H64V108H63ZM65 109H66V108H65ZM65 109H64V110H65ZM151 109H152V108H151ZM226 109H227V110H226ZM17 110H19V109L17 108ZM58 110H59V109H58ZM64 110H63V111H64ZM67 110H69V109H67ZM206 110H207V109H206ZM231 110H232V109H231ZM20 111H22V110H20ZM60 111H61V110H59V112H60ZM65 111H66V110H65ZM209 111H210V110H208L207 112H209ZM236 111L238 112V110H236ZM18 112H19V111H18ZM237 112H236V113H237ZM11 113H12V112H11ZM182 113H183V112H182ZM202 113H203V112H202ZM236 113H235L234 119H235V117H236V115H237ZM0 114H2V112H0ZM13 114L15 115L16 113H13ZM18 114H19V113H18ZM57 114H58V113H57ZM61 114H64V113L61 112ZM133 114H134V113H133ZM184 114H185V113H184ZM203 114H204V113H203ZM203 114H202V115H203ZM204 115H205V114H204ZM3 117H4V116H3ZM76 117H78V116H76ZM76 117H75V118H76ZM131 117H132V116H131ZM133 117H134V116H133ZM133 117H132V118H133ZM205 117H206V116H205ZM20 118H21V117L18 118V117H15V116H14V117L7 116L6 119H4V120L1 119V120H0V128H1V132H0V134L3 135V136L6 137V138H15V137H19V136H20V130H19L18 128H16V127L19 126V124L21 123V120H23V119L20 120ZM24 118H25V117H24ZM35 118L37 119V117H35ZM46 118H47V117H46ZM63 118H64V117H63ZM68 118H69V117H68ZM159 118H160V117H159ZM206 118H207V117H206ZM202 119H203V116H202ZM204 119H205V118H204ZM228 119H229V118H228ZM232 119H233V118H232ZM26 120H27V118H26ZM63 120H64V119H63ZM83 120H84V119H83ZM136 120H139V119L136 118ZM235 120H236V119H235ZM38 121H39V120H38ZM226 121H227V119H226ZM229 121H230V120H229ZM229 121H228V122H229ZM39 122H40V121H39ZM60 122H61V121H60ZM136 122H137V121H136ZM208 122H209V121H208ZM228 122H227V123H228ZM86 123H88V120H87ZM91 123H92V122H91ZM91 123H90V125H91ZM223 123L226 124L225 121H224ZM234 123H236V122H234ZM234 123H232V124L234 125ZM240 123H241V122H240ZM40 124H41V123H40ZM204 124H205V123H204ZM225 124H223V127H222V128H225V127H226V126H224ZM42 125H43V124H42ZM77 125H78V123H77ZM242 125H244L243 122H242ZM73 126H74V125H73ZM206 126H207V125H206ZM218 126H220V124H219ZM75 127H76V124H75ZM89 127H90V126L88 125V128H89ZM104 127H105V126H103L102 128H104ZM62 128H63V127H62ZM68 128H69V127H68ZM88 128H87V129H88ZM233 128H234V127H233ZM233 128H232V130H233ZM33 129H34L33 131H34L35 133L38 131L36 128H33ZM48 129H49V128H48ZM65 129H66V127H65ZM77 129H78V128H77ZM219 130H220V129H219ZM219 130H218V131H219ZM42 131H43V130H42ZM61 131H62V130H61ZM210 131H211V130H210ZM218 131H217V132H218ZM246 131H247V130H246ZM72 132H73V131H72ZM87 132H88V131H87ZM213 132H214V131H213ZM217 132H216V133H217ZM223 132H225V131H223ZM39 133H40V132H39ZM39 133H38V134H39ZM44 133H45V132H44ZM44 133H43V137L45 136ZM239 133H240V132H239ZM36 134H37V133H36ZM47 134H49V133H47ZM84 134H85V133H84ZM86 134H87V133H86ZM86 134H85V135H86ZM206 134H207V133H206ZM220 134H221V132H220ZM225 134H226V133H225ZM233 134H234V131H233ZM79 135H80V134H79ZM81 135H82V134H81ZM106 135H107V134H106ZM244 135H245V134H244ZM32 136H33V135H32ZM37 136H38V135H37ZM73 136H74V135H73ZM223 136H224V134H223ZM39 137H40V136H39ZM43 137H41V138H43ZM83 137H84V136H83ZM217 137H218V136H217ZM224 137H226V136H224ZM35 138H36V136H35ZM46 138H47V136L45 137V139H46ZM226 138H227V137H226ZM258 138H259V137H258ZM262 138H263V137H262ZM207 139H208V138H207ZM207 139H205L206 141L204 140V142L207 143ZM224 139H225V138H224ZM233 139H234V138H233ZM259 139H260V138H259ZM38 140H39V139H38ZM209 140H210V139H209ZM211 140H212V139H211ZM211 140H210V141H211ZM35 141H36V139H35ZM40 141H41V140H40ZM42 141H44V139H42ZM49 141H50V140H49ZM49 141L47 140V142H49ZM174 141H176V140H174ZM212 141H213V140H212ZM226 141H227V139L225 140V142H226ZM234 141H235V140H234ZM236 141H237V140H236ZM240 141H243V137H242V140H240ZM244 141H245V140H244ZM247 141H248V140H247ZM253 141H255V140H253ZM253 141H252V142H253ZM258 141H259V140H258ZM260 141H261V140H260ZM14 142H15V141H14ZM37 142H38V141H37ZM44 142H46V140H45ZM54 142H56V143H54V144H57V143H58L56 140H55ZM196 142H197V141H196ZM255 142H257V141H255ZM35 143H36V142H35ZM80 143H81V142H80ZM100 143H101V142H100ZM240 143H241V142H240ZM39 144H40V145L42 144V145H45V146L47 145L46 143L43 144V143H41V142L38 143V145H39ZM52 144H53V143L51 142V146H52ZM54 144H53V145H54ZM81 144H82V143H81ZM204 144H205V143H204ZM207 144H208V143H207ZM210 144H211V143H210ZM210 144H209V145H210ZM247 144H248V143H247ZM247 144H246V145H247ZM252 144H253V143H252ZM257 144H258V143H257ZM259 144H260V143H259ZM60 145H61V144H60ZM83 145H84V144H83ZM97 145H98V144H97ZM205 145H206V144H205ZM214 145H215V144H214ZM239 145H240V144H239ZM254 145H255V144H254ZM29 146H31V145H29ZM54 146H55V148L57 147V145H54ZM207 146H208V145H207ZM218 146H220V145H218ZM242 146H244V145H242ZM250 146H251V145H250ZM250 146H249V147H250ZM260 146H261V145H260ZM35 147H36V146H35ZM40 147H41V146H40ZM42 147H43L42 149L45 148L44 146H42ZM221 147H222V146H221ZM249 147H248V148H249ZM252 147H253V146H252ZM31 148H32V146H31ZM33 148H34V147H33ZM47 148H48V147H47ZM83 148H84V147H83ZM108 148H109V147H108ZM217 148H218V147H217ZM226 148H227V146H226ZM237 148H238V147H237ZM244 148L247 149L246 147H244ZM257 148H259L258 145H257ZM260 148H262V149L264 150L263 147H260ZM29 149H30V148H29ZM45 149H46V148H45ZM45 149H44V151H46ZM57 149H58V147L56 148V150H57ZM62 149H63V146H62ZM62 149H60V150H62ZM81 149H82V148H81ZM125 149H126V148H125ZM241 149H243V147H242ZM249 149H251V148H249ZM40 150H41V149H40ZM48 150H49V148H48ZM53 150H54V147H53ZM95 150H96V149H95ZM210 150H211V149H210ZM216 150H218V149H216ZM243 150H244V149H243ZM243 150H242V151H243ZM17 151H18V150H17ZM112 151H113V150H112ZM122 151H123V149H122ZM122 151H118V152H121V153H122ZM224 151H225V150H224ZM249 151H250V150H249ZM252 151H253V150H252ZM257 151L259 152V149H258ZM42 152H43V150H42ZM46 152H47V151H46ZM94 152H95V151H94ZM212 152H213V151H212ZM218 152H219V150H218ZM240 152H241V151H240ZM243 152H244V151H243ZM245 152H246V150H245ZM253 152H255V151H253ZM253 152H252V153H253ZM261 152H262V150H261ZM123 153H124V151H123ZM214 153H215V151H214ZM216 153H217V152H216ZM216 153H215V154H216ZM223 153L225 154L226 151L223 152ZM227 153H228V152H227ZM247 153H248V152H247ZM64 154H65V153H64ZM116 154H117V153H116ZM119 154H120V153H119ZM210 154H211V153H210ZM212 154H213V153H212ZM219 154H220V153H218V155H219ZM241 154H242V153H241ZM243 154H244V153H243ZM3 155H4V154H3ZM56 155H57V154H56ZM102 155H103V154H102ZM111 155H112V154H111ZM120 155H121V154H120ZM222 155H223V154H222ZM226 155H227V154H226ZM244 155L247 156L246 154H244ZM244 155H243V157H245ZM261 155H262V153H261ZM263 155H264V154H263ZM29 156H30V155H29ZM209 156H210V155H209ZM212 156H213V155H212ZM229 156H230V155H229ZM240 156L242 157V155H240ZM258 156H259V153H258ZM219 157H220V156H219ZM224 157H225V155L223 156V158H224ZM227 157H228V156H227ZM260 157H261V156H260ZM211 158H212V157H211ZM214 158H215V157H214ZM214 158H213V159H214ZM223 158H222V159H223ZM245 158H246V157H245ZM245 158L240 159L241 162H242V160H244ZM249 158H250V157H249ZM249 158L246 159L248 162H249ZM263 158H264V157H263ZM58 159H59V158H58ZM61 159H62V158H61ZM208 159H210V158H208ZM219 159H220V158H219ZM219 159H218V160H219ZM250 159H251V158H250ZM216 160H217V159H216ZM218 160H217V163H218ZM225 160H227V159H225ZM261 160L263 161L264 159H261ZM18 161H19V160H18ZM117 161H118V160H117ZM220 161H221V160H220ZM227 161H228V160H227ZM232 161H233V160H232ZM232 161H231V164L234 165V163H232ZM251 161H252V160H251ZM251 161H250V162H251ZM197 162H198V161H197ZM208 162H209V161H208ZM211 162H212V160H211ZM213 162H214V160H213ZM213 162H212V163H213ZM248 162H247L246 165L249 164ZM214 163H215V162H214ZM221 163H224V161L221 162ZM229 163H230V162H229ZM242 163H244V162H242ZM251 163H252V162H251ZM244 164H245V163H244ZM192 165H193V164H192ZM203 165H204V164H203ZM206 165H208V164H206ZM217 165H218V164H217ZM233 165H229V166L233 168ZM246 165H245V166H246ZM250 165H251V164H250ZM250 165H249V168L252 169L253 167H252V165H251V166H250ZM10 166H11V165H10ZM17 166H18V165H17ZM193 166H194V165H193ZM208 166H209V165H208ZM211 166H213V165H211ZM211 166H210V167H211ZM215 166H216V165H215ZM222 166H223V165H222ZM242 166H243V165H242ZM263 166H264V163H263ZM93 167H94V166H93ZM111 167H112V166H111ZM204 167H206V166H204ZM230 167H229V169H231ZM234 167H235V166H234ZM251 167H252V168H251ZM258 167H259V166H258ZM258 167H257V168H258ZM261 167H262V166H261ZM261 167H260V168H261ZM15 168H16V167H15ZM91 168H92V167H91ZM120 168H121V167H120ZM246 168H247V166H246ZM249 168H248V169H249ZM254 168H255V167H254ZM254 168H253V169H254ZM260 168H259V170H260ZM118 169H119V168H118ZM121 169H122V168H121ZM213 169H214V168H213ZM250 169H249V170H250ZM253 169H252V170H253ZM262 169H263V168H262ZM189 170H190V168H189ZM210 170H211V169H210ZM234 170H235V169H234ZM246 170H247V169H246ZM254 170H255V169H254ZM259 170H258V172H259ZM35 171H36V170H35ZM181 171H182V170H181ZM250 171H251V170H250ZM256 171H257V170H256ZM96 172H97V171H96ZM137 172H138V171H137ZM213 172H214V170H213ZM216 172H217V170H216ZM223 172H224V171H223ZM237 172H238V171H237ZM248 172H249V171H248ZM251 172H252V171H251ZM258 172H257V173H258ZM261 172H262V171H261ZM253 173H254V171H253ZM253 173H252V174H253ZM39 174H40V173H39ZM51 174H52V173H51ZM93 174H94V173H93ZM214 174H215V173H214ZM214 174H213V175H214ZM231 174L233 175V174H237V173H234V172L232 173V171H231ZM231 174H230V176H232ZM248 174H249V173H248ZM254 174L257 175L256 173H254ZM259 174H260V173H259ZM22 175H23V174H22ZM26 175H27V174H26ZM213 175H212V176H213ZM215 175H216V174H215ZM215 175H214V176H215ZM220 175H221V174H220V172H219V175H218V176H220ZM263 175H264V174H263ZM133 176H134V175H133ZM214 176H213V179H214ZM228 176H229V174H228ZM233 176H234V175H233ZM244 176H245V175H244ZM260 176H261V175H260ZM114 177H115V176H114ZM237 177L239 178V174H237ZM248 177H250V176H248ZM95 178H97V177H95ZM128 178H129V177H128ZM130 178H131V177H130ZM130 178H129V180H130ZM162 178H163V176H162ZM210 178H211V177H210ZM210 178H208V179H210ZM215 178H216V177H215ZM219 178H220V177H219ZM231 178H232V177H231ZM234 178H235V176H234ZM234 178H233V180H234ZM253 178H254V177H253ZM253 178H252V179H253ZM255 178H256V177H255ZM257 178H258V177H257ZM15 179H16V178H15ZM132 179H133V177H132ZM208 179H207V181H208ZM217 179H218V178H217ZM224 179H225V178H224ZM248 179H249V178H248ZM260 179H261V178H260ZM262 179H264V178H262ZM262 179H261V182H262ZM160 180H162V179H160ZM160 180H159V181H160ZM214 180H215V179H214ZM230 180H231V179H230ZM254 180H257V179H254ZM6 181H7V180H6ZM126 181H127V180H126ZM156 181H157V180H156ZM211 181H212V180H211ZM226 181H227V180H226ZM236 181L240 182L238 179L235 180V182H236ZM258 181H259V180H258ZM258 181H257V182H258ZM10 182H11V181H10ZM10 182H9V183H10ZM12 182H13V181H12ZM115 182H117V181H115ZM208 182H209V181H208ZM213 182H214V181H213ZM263 182H264V181H263ZM14 183H15V182H14ZM95 183H96V181H95ZM160 183H161V181H160ZM211 183H212V182H211ZM216 183H217V181H216ZM254 183H255V182H254ZM259 183H260V181H259ZM259 183H258V184H259ZM153 184H154V183H153ZM156 184H157V183H156ZM220 184H221V183H220ZM224 184H225V183H224ZM224 184H223V185H224ZM227 184H228V182H227ZM252 184H253V183H252ZM157 185H158V184H157ZM166 185H167V184H166ZM207 185H209V184L207 183ZM211 185H212V184H210L209 186H211ZM213 185H214V184H213ZM215 185H216V184H215ZM228 185H229V184H228ZM248 185H249V184H248ZM261 185H262L261 188H263V184H261ZM106 186H108V185H106ZM158 186H159V185H158ZM246 186H247V184H246ZM249 186H250V185H249ZM257 186H258V185L256 184V187H257ZM97 187H98V186H97ZM215 187H216V186H215ZM223 187H225V185H224ZM223 187H221V188H223ZM253 187H254V185H253ZM95 188H96V187H95ZM160 188H161V185H160ZM259 188H260V187H258V189H259ZM1 189H2V188H1ZM18 189L20 190V188H18ZM30 189H31V188H30ZM157 189H158V188H157ZM206 189H207V188H206ZM216 189H217V188H216ZM223 189H225V188H223ZM223 189H222V191L225 192V190H223ZM251 189H252V188H251ZM21 190H22V188H21ZM31 190H32V189H31ZM31 190H30V191H31ZM161 190H162V189H161ZM213 190H215V189L213 188ZM213 190H212V191H213ZM17 191H18V190H17ZM145 191H146V190H145ZM217 191H218V189H217ZM217 191H216V192H217ZM222 191H221V192H222ZM247 191H248V190H247ZM261 191H262V189L260 190V192H261ZM19 192H20V191H19ZM116 192H117V191H116ZM148 192H149V191H148ZM162 192H163V191H162ZM162 192H161V193H162ZM210 192H211V191H210ZM218 192H219V191H218ZM218 192H217V195L219 194ZM224 192H223V194H224ZM256 192H257V194H258V191H256ZM260 192H259V193H260ZM3 193H4V192H3ZM31 193H32V192H31ZM31 193H30V194H31ZM251 193H252V192H251ZM254 193H255V191H254ZM106 194H107V193H106ZM208 194H209V192H208ZM210 194H211V193H210ZM212 194H213V193H212ZM249 194H250V193H249ZM92 195H93V194H92ZM92 195H91V196H92ZM100 195H101V194H100ZM109 195H110V193H109ZM123 195H124V194H123ZM148 195H149V194H148ZM258 195H259V194H258ZM263 195H264V194H263ZM20 196H21V194H20ZM101 196H102V195H101ZM101 196H100V197H101ZM103 196H104V195H103ZM144 196H145V195H144ZM163 196H164V195H163ZM182 196H183V195H182ZM213 196H215V195H212V197H213ZM219 196H220V194H219ZM251 196H253V198H254V195H251ZM120 197H123V196L121 195ZM161 197H162V196H161ZM215 197H216V196H215ZM227 197H228V196H227ZM259 197H260V196H259ZM261 197H264V196H262V193H261ZM261 197H260V198H261ZM101 198H102V197H101ZM124 198H126V197H124ZM151 198H152V197H151ZM151 198H150V199H151ZM216 198H217V197H216ZM218 198H219V197H218ZM222 198H223V197H222ZM257 198H258V196H257ZM211 199H212V198H211ZM255 199H256V198H255ZM262 199L264 200V198H262ZM103 200H104V199H102V201H103ZM165 200H166V199H165ZM263 200L261 201V203L263 202ZM212 201H213V200H212ZM219 201H220V200H219ZM222 201H223V199H222ZM253 201H254V200H252V202H253ZM22 202H23V201H22ZM115 202H116V201H115ZM166 202H167V201H166ZM252 202H251V203H252ZM257 202H258V200H257ZM257 202H256V203H257ZM259 202H260V201H259ZM256 203H254V204H256ZM263 203H264V202H263ZM263 203H262V204H263ZM130 204H131V202H130ZM225 204H227V202H225ZM225 204H224V205H225ZM249 204H250V203H249ZM254 204H253V205H254ZM262 204H261V205H262ZM92 205H93V203H92ZM108 205H109V204H108ZM217 205H219V203H218ZM227 205H228V204H227ZM256 205H257V204H256ZM256 205H255V208H256V211H257V207H256ZM259 205H260V203H259ZM85 206H87V205H85ZM88 206H89V205H88ZM225 206H226V205H225ZM250 206H251V204H250ZM250 206H249L248 209L251 210L252 206H251V207H250ZM263 206H264V205H263ZM263 206H262V207H263ZM97 207H98V206H97ZM105 207H106V206H105ZM107 207H108V206H107ZM211 207H212V206H211ZM214 207H215V206H214ZM223 207H224V206H223ZM229 207H230V205H229ZM229 207H228V208H229ZM253 207H254V206H253ZM258 207H259V206H258ZM18 208H19V207H18ZM85 208H86V207H85ZM87 208H88V207H87ZM179 208H180V207H179ZM263 208H264V207H263ZM263 208H261V210H262ZM105 209H107V208H105ZM139 209H142V208H139ZM177 209H178V208H177ZM215 209H217V208L215 207ZM220 209H222V211L220 212V215H221L222 212H224L227 208H226V209H225V208H222V204H221V208H220ZM233 209H234V208H233ZM258 209H259V208H258ZM91 210H92V209H91ZM91 210H90V211H91ZM131 210H132V209H131ZM131 210H130V211H131ZM155 210H156V208H155ZM223 210H224V211H223ZM139 211H140V210H139ZM145 211H146V210H145ZM232 211H233V210H232ZM252 211H253V210H252ZM252 211H251V212H252ZM258 211L260 212V209H259ZM88 212H89V211H88ZM169 212H170V211H169ZM214 212H216L215 215H217V213L219 212V209H218L217 211L215 210ZM247 212H249V210H248ZM263 212H264V211H263ZM135 213H136V212H135ZM141 213H142V212H141ZM154 213H155V212H154ZM157 213H158V212H157ZM209 213H210V215L212 214L211 211H210ZM249 213H250V212H249ZM249 213H248L247 215H249ZM254 213H255V212H254ZM254 213H253V214H254ZM256 213H258V212H256ZM5 214H6V213H5ZM94 214H95V213H94ZM114 214H116V213H114ZM124 214H126V213H124ZM130 214H132V213H130ZM130 214H129V215H130ZM167 214H168V213H167ZM218 214H219V213H218ZM253 214H252V216H253ZM260 214H262V211H261ZM260 214H259V215H260ZM89 215L91 216V215H93V214H90V212H89ZM99 215H100V214H99ZM103 215H104V214H103ZM111 215H112V214H111ZM145 215H146V214H145ZM151 215H152V214H151ZM254 215H255V214H254ZM259 215H258V216H259ZM90 216H89V217H90ZM96 216H98V215H96ZM130 216H131V215H130ZM252 216H249V220H250V218H251ZM255 216L258 217L257 214H256ZM255 216H254V217H255ZM262 216H264V213H263ZM2 217H3V216H2ZM127 217H128V216H127ZM158 217H159V216H158ZM214 217H216V216H214ZM259 217H260V216H259ZM259 217H258V218H259ZM4 218H5V217H4ZM210 218H212V217H210ZM258 218H255V219L258 221ZM260 218H262V217H260ZM263 218H264V217H263ZM94 219H95V218H94ZM140 219H141V218H140ZM155 219H156V218H155ZM42 220H43V219H42ZM211 220H213V219H211ZM249 220H248V221H249ZM251 220H254V218L251 219ZM259 220H260V219H259ZM262 220H263V219H262ZM262 220H260L261 223H262ZM40 221H41V220H40ZM254 221H255V220H254ZM257 221H256L255 223H257ZM42 222H43V221H42ZM159 222H160V220H159ZM163 222H164V221H163ZM113 223H114V222H113ZM157 223H158V221H157ZM160 223H161V222H160ZM249 223H250V222H249ZM249 223H248V224H249ZM252 223H253V222H252ZM255 223H253V224H255ZM259 223H260V222H258V225H260ZM86 224H87V223H86ZM90 224H91V223H90ZM163 224H164V223H163ZM250 224H251V223H250ZM0 225H1V224H0ZM123 225H124V224H123ZM142 225H143V224H142ZM187 225H188V224H187ZM210 225H211V224H210ZM256 225H257V224H256ZM261 225H262V224H261ZM263 225H264V224H263ZM115 226H116V225H115ZM219 226H221V225H219ZM219 226H217V227H219ZM250 226H251V225H250ZM92 227H93V226H92ZM113 227H114V225H113ZM120 227H121V226H120ZM247 227H248V226H247ZM254 227H255V226H254ZM257 227H258V226H257ZM257 227H255V228L257 229ZM38 228H39V227H38ZM42 228H43V227H42ZM93 228H94V227H93ZM115 228H116V227H115ZM143 228H144V227H143ZM241 228H242V226H241ZM241 228H240V229H241ZM255 228H254V229H255ZM49 229H50V228H49ZM123 229H124V228H123ZM144 229H145V228H144ZM195 229H196V227H195ZM242 229H243V228H242ZM242 229H241V230H242ZM245 229H246V228H245ZM251 229H252V228H251ZM251 229H250V230L248 229V230L251 231ZM256 229H255V230H256ZM261 229H262V228H261ZM35 230H36V229H35ZM91 230H92V232H93V229H92V228H91ZM178 230H179V229H178ZM191 230H192V229H191ZM196 230H197V229H196ZM199 230H200V229H199ZM199 230H197V232H198ZM262 230H264V229H262ZM112 231H113V230H112ZM114 231H115V230H114ZM120 231H121V230H120ZM179 231H180V230H179ZM244 231H245V230H244ZM252 231H253V230H252ZM257 231H258V229H257ZM1 232H2V231H1ZM96 232H97V231H96ZM118 232H119V231H118ZM200 232H201V231H200ZM200 232H199V233H200ZM43 233H44V232H43ZM72 233H73V231H72ZM93 233L95 234V231H94ZM102 233H104V232L102 231ZM116 233H117V232H116ZM172 233H173V232H171V234H172ZM206 233H207V232H206ZM241 233H243V231H242ZM31 234H32V233H31ZM31 234H30V235H31ZM38 234H39V233H38ZM79 234H80V233H79ZM118 234H119V233H118ZM135 234H136V233H135ZM151 234H152V233H151ZM177 234H178V233H177ZM193 234H194V233H193ZM193 234H192L191 236H193ZM196 234H197V233H195L194 236H195ZM244 234H245V233H244ZM250 234H251V233H249V235H250ZM95 235H96V234H95ZM95 235H94V236H95ZM99 235H100V233H99ZM141 235H143V234H141ZM174 235H175V234H174ZM174 235H173V236H174ZM204 235H205V234H204ZM246 235H247V229H246ZM249 235H248V236H249ZM80 236H82V235H80ZM119 236H120V235H119ZM146 236H147V235H146ZM152 236H153V235H152ZM198 236H199V235H198ZM244 236H245V235H244ZM250 236H251V235H250ZM117 237H118V236H117ZM134 237H135V236H134ZM195 237H196V236H195ZM97 238H98V237H97ZM111 238H112V237H111ZM126 238H127V237H126ZM163 238H164V237H163ZM173 238H174V237H173ZM134 239H135V238H134ZM210 239H211V238H210ZM247 239H248V238H247ZM90 240H91V239H90ZM124 240H125V239H124ZM152 240L155 241V238L152 239ZM189 240H190V239H189ZM204 240H205V239H204ZM249 240H250V239H248V241H249ZM111 241H113V240L111 239ZM114 241H115V239H114ZM132 241H133V240H132ZM132 241H131V242H132ZM185 241H186V240H184V242H185ZM209 241H210V240H209ZM83 242H84V241H83ZM126 242H127V241H126ZM181 242H182V241H181ZM212 242H213V241H211V243H212ZM249 242H250V241H249ZM95 243H96V242H95ZM103 243H104V242H103ZM113 243H114V242H113ZM120 243H121V241H120ZM163 243H164V242H163ZM166 243H167V242H166ZM153 244H154V243H153ZM169 244H170V243H169ZM183 244H185V243H183ZM82 245H83V244H82ZM89 245H90V243H89ZM96 245H97V244H96ZM161 245H162V244H161ZM211 245H212V244H211ZM119 246H120V245H119ZM124 246H125V244H124ZM127 246H128V245H127ZM156 246H157V245H156ZM212 246H213V245H212ZM157 247H158V246H157ZM86 248H87V247H86ZM115 248H116V245H115ZM135 248H136V247H135ZM137 248H138V246H137ZM88 249H90V248H88ZM101 249H102V248H101ZM106 249H107V248H106ZM108 249H109V248H108ZM104 251H105V250H104ZM51 252H52V251H51ZM81 252H82V251H81ZM100 253H101V252H100ZM93 254H94V253H93ZM93 254H92V255H93ZM95 254H96V253H95ZM134 254H135V253H134ZM49 255H50V257H51V254H49ZM92 255H91V256H92ZM220 255H221V254H220ZM40 256H41V255H40ZM252 256H253V255H252ZM252 256H251V258H252ZM34 257H35V256H34ZM36 257H37V256H36ZM22 258H23V256H22ZM37 258H38V257H37ZM40 258H41V257H40ZM90 258H91V257H90ZM145 258H146V259H144L143 261H138L137 264H152V258H150V257H145ZM217 258H218V257H217ZM74 259H75V258H74ZM231 259H232V258H231ZM64 260L67 261L68 259H64ZM219 260H220V259H219ZM20 261H21V260H20ZM38 261H39V260H38ZM40 261H41V260H40ZM66 261H65V263H66ZM233 261H234V260H233ZM233 261H232V262H233ZM7 262L9 263V261H7ZM24 262H25V261H24ZM222 262H224V261H222ZM222 262H221V263H222ZM234 262H236V260H235ZM245 262H248V260H246ZM37 263H39V262H37ZM248 263H250V262H248ZM11 264H12V263H11ZM82 264H85V263H82ZM129 264H133V263H129ZM224 264H225V262H224ZM234 264H235V263H234ZM251 264H252V263H251Z\"/></svg>",
  "mask_w": 264,
  "mask_h": 264
},
{
  "label": "clouds",
  "instance_id": "clouds-1",
  "mask_svg": "<svg viewBox=\"0 0 264 264\" xmlns=\"http://www.w3.org/2000/svg\"><path fill=\"white\" fill-rule=\"evenodd\" d=\"M43 190L35 192L21 219L9 225L0 237V256L14 261L25 243V226L36 218H43L51 231L70 232L88 222L84 201L94 185L87 171V154L83 149L71 152Z\"/></svg>",
  "mask_w": 264,
  "mask_h": 264
}]
</instances>
